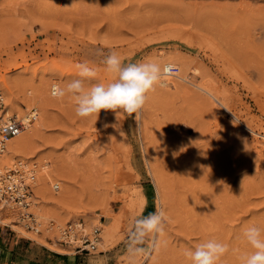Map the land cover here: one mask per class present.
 <instances>
[{
    "label": "rangeland",
    "instance_id": "obj_1",
    "mask_svg": "<svg viewBox=\"0 0 264 264\" xmlns=\"http://www.w3.org/2000/svg\"><path fill=\"white\" fill-rule=\"evenodd\" d=\"M110 51L125 64L172 55L186 80L158 83L132 115L81 118L72 98L56 100L29 152L52 161L64 192L32 183L31 201L118 226L104 246L77 253L59 231L36 236L14 208L12 218L0 213L16 240L0 242V264H191L184 251L207 239L229 245L220 264H239L243 228L264 226V0H0V80L24 107L26 90L53 98L52 80L78 79V63L97 70L86 89L108 82ZM160 208L166 220L149 252L155 239H141L136 221ZM96 225L83 232L98 227L99 237Z\"/></svg>",
    "mask_w": 264,
    "mask_h": 264
},
{
    "label": "clouds",
    "instance_id": "obj_2",
    "mask_svg": "<svg viewBox=\"0 0 264 264\" xmlns=\"http://www.w3.org/2000/svg\"><path fill=\"white\" fill-rule=\"evenodd\" d=\"M103 64L106 73L112 77L108 82H97L86 89V80L95 78L97 70L87 62L78 63L75 67L79 78L63 87L53 84L52 97L57 100L66 96L72 98L75 101V113L81 118H98L101 110L112 111L116 115L121 112L128 115L139 113L146 103L147 94L161 81V66L151 60L125 64L115 51H110ZM165 220V211L157 209L137 219L136 234L143 239L149 234L162 232ZM242 239L249 246V251L238 256L239 264H264V226L251 224L243 228ZM229 251L228 244L207 239L194 248L186 249L184 256L191 264H220Z\"/></svg>",
    "mask_w": 264,
    "mask_h": 264
},
{
    "label": "bare ground",
    "instance_id": "obj_3",
    "mask_svg": "<svg viewBox=\"0 0 264 264\" xmlns=\"http://www.w3.org/2000/svg\"><path fill=\"white\" fill-rule=\"evenodd\" d=\"M169 35L171 36V33ZM162 36L163 37H167L166 34L162 35ZM175 37L182 38V36H179V34H175ZM183 59H186V58H183ZM151 60H152V58H151ZM173 60H174L173 56L168 54V55H166L164 57L158 58L157 60H155V62H157L161 66L162 74H166L167 75L166 68L168 66L171 65V66L177 67L179 65L177 62H173ZM187 61L188 60H186L185 62H187ZM180 63H182V62L180 61ZM183 65H184V63L182 64V66ZM186 74L183 71L177 70V68H176V71L167 78V81H166V79L164 80V78H161V81L159 82V84H161V85L177 84L175 79L186 80V77H185ZM51 78L54 79L53 77H51ZM173 78H175V79H173ZM187 80H189V79H187ZM48 81H50V80H48ZM36 84H38V83H36ZM53 84H58V82L55 81V80H52V85ZM198 86H200L201 89L203 88L204 90L209 92L213 97H215L213 92H211V90L208 89L206 86L202 85V83H201V85H198ZM10 88H9L8 84L4 80H0V90L3 92L2 97H3V100H4V108L6 109V112L8 114H10V112H14V114L17 117V113L16 112H20V111H23V110L25 111L26 109H29L30 112L32 111L33 112L32 114H34V121L32 123H30V124H27L23 129L19 130V132H17L15 135H13L11 138H9L6 141L5 148H4L3 152L0 153V172H2L3 169H6L7 167L11 166L15 161H19L20 164L24 168H27L30 171V173L33 174V177H29L28 180H29V182L31 184L33 183V185H38V189H39V191L41 193L43 192V190L45 188L49 187L48 185H51L53 188H55V190L60 192L59 195L61 196L62 195L61 191H62V193L64 191H63V188L62 189L60 188V190H58L59 189L58 184H59L60 181L55 182V181H57L56 179L58 177H56V178L54 177L55 176L54 175L55 172H54V169L52 168V165H51L52 163L49 162L51 160L48 161L47 157H44L45 155H43V156L41 155L40 159H37V157L32 155L33 153L31 154L29 152V150H30V148L32 146V143H33L34 140H36V137L39 135V132H42V133L45 132V130H46L45 114L48 112V109L51 110V108H53L52 106L55 105L54 102L57 99L48 97L46 92H45V89L42 86L38 85V86L32 87L33 90H31V89L26 90L27 94H26V97L24 98L25 100L23 99L25 101V103H24L25 107H24L22 105V103H20V101H19L21 99L18 100V95L17 96H16V94L14 95V93L11 92ZM51 90H52V86H50V93H51ZM22 93H24V92H22ZM152 93H154V92H152ZM27 112H26V114H27ZM21 113H23V112H21ZM26 114H24L22 116L26 117L27 116ZM46 118H48V117H46ZM48 123H49V121H48ZM246 133H243V134H246ZM33 147H34V145H33ZM33 150H34V148H33ZM65 174H68V173H65ZM56 176H57V174H56ZM54 179H55V181H54ZM161 187H163V186H161ZM47 190H49V189H47ZM59 195H56V197L59 196ZM53 196H52V201H51V198H48V196H47V198H46V200L44 202H54L55 197L53 198ZM31 197H32V195H31ZM36 199L32 198V201L30 203V209L32 208L34 213H35V214L33 213L34 214L33 216H35L34 217L35 226H34L33 232H34V234L36 236H40L39 233H38L39 231H41L43 234L44 233L45 234H49V233L52 234V233H55L56 231H59L58 235H59V238H61L62 237V235H61L62 231L66 227L69 228V232L72 235L73 233L78 234V232L81 233L84 230H88L91 227V225L97 224V225H99L101 227V232H100L99 237L96 240V243L99 246H104L106 244V242L112 237L113 231H115V228H116V225H117V218H114V217L110 218V220H108L107 222L104 223V222L100 221L99 219H97V218H95L93 216H87L84 212L83 213H79V212L72 213V212L66 211L64 213L62 211H59V209H57V210L49 209L47 207V205L46 206L44 205V207H40V205H38ZM42 200H44V199H42ZM42 200H40V201H42ZM39 203H41V202H39ZM57 208H58V206H57ZM11 209H14V208L3 204V202H0V213L3 214L4 218H12L11 215L6 216V213L8 212V210H11ZM75 210H76V208H75ZM8 214H10V213H8ZM81 217L85 218L86 225H84L79 220V219H81ZM13 227L16 230H20V228H21L20 222L14 223ZM92 228L94 229L93 226H92ZM93 229H92V231H93ZM21 232H23V231H21ZM162 232H156V233L151 234V239L154 238L155 241L152 242V245H151V247L149 249L150 250L149 252H151V249L153 248L154 244L159 241ZM23 233H25V232H23ZM98 233H99V231H98ZM35 235H33V236L28 235V236L31 237V238H34ZM42 243H44V241ZM147 264H151V263H147Z\"/></svg>",
    "mask_w": 264,
    "mask_h": 264
},
{
    "label": "built area",
    "instance_id": "obj_4",
    "mask_svg": "<svg viewBox=\"0 0 264 264\" xmlns=\"http://www.w3.org/2000/svg\"><path fill=\"white\" fill-rule=\"evenodd\" d=\"M166 71L167 75H171L176 71V67L170 65L166 68ZM32 113V111L27 112L26 117H16L15 114H8L4 108V100L0 92V153L3 152L5 143L9 138L33 121L34 114ZM29 177H33V174L27 168H24L19 161H15L11 166L3 169L0 172V202L15 208L18 220L27 229L33 231L35 219L33 213L29 210L33 190L32 184L28 180ZM98 231L99 228L96 227L91 233L82 232L71 235L69 228L66 227L62 231V237L58 240L64 244L73 245L77 253L89 252L95 249Z\"/></svg>",
    "mask_w": 264,
    "mask_h": 264
},
{
    "label": "crops",
    "instance_id": "obj_5",
    "mask_svg": "<svg viewBox=\"0 0 264 264\" xmlns=\"http://www.w3.org/2000/svg\"><path fill=\"white\" fill-rule=\"evenodd\" d=\"M7 229H9V232L8 233H11L12 230H10V228H7L6 226H2L0 227V242L2 241H9L11 243H16V240H14V238H10V240L5 237V232L7 233ZM32 239V238H31ZM84 261H80V258L78 257H73V258H70V260H66V261H63L61 262V264H86V263H83Z\"/></svg>",
    "mask_w": 264,
    "mask_h": 264
}]
</instances>
